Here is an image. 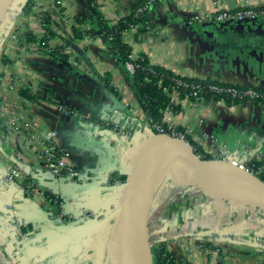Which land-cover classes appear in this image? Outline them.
<instances>
[{
  "label": "crops",
  "instance_id": "obj_1",
  "mask_svg": "<svg viewBox=\"0 0 264 264\" xmlns=\"http://www.w3.org/2000/svg\"><path fill=\"white\" fill-rule=\"evenodd\" d=\"M139 1L100 0L99 8L114 24ZM31 4L29 10L22 9L21 26L13 30L19 40L7 35L1 62L0 254L4 258L0 259L15 264H98L102 256L96 239L107 227L97 233L72 234L55 228L54 217L61 212L74 215L77 222H64L65 226L83 227L111 214L119 192L94 185H112L111 176L118 179L115 184L124 183L134 159L133 145L155 131L132 85L131 71L114 56L109 38L100 33L78 37L76 29L84 32L97 24L86 0H31ZM246 9L264 13V0H154L149 22L130 28L123 38L134 56L144 53L150 62L175 73L264 88V18H217L222 11ZM43 13L52 17L51 25H42ZM78 15L85 22L77 24ZM46 28L51 36L42 43L39 39L47 34ZM31 31L33 39L27 36ZM179 103L172 118L188 130L201 153L264 166V104L189 99ZM27 133L55 136L80 176L49 172L39 152L26 146ZM15 168L21 176L3 183ZM28 184L34 192L27 191ZM52 197L61 203L55 205ZM216 205L221 212L210 213L222 216V221L212 230L201 220L208 209L193 213L194 231L188 234L200 241L201 250L184 245L179 235L163 242L175 264H221V244H229L234 234L232 262L264 264V246L255 243L264 227L253 229L252 221L239 215L254 211L264 219V211L234 204L225 211L222 203ZM85 209L93 217L82 218Z\"/></svg>",
  "mask_w": 264,
  "mask_h": 264
},
{
  "label": "water",
  "instance_id": "obj_2",
  "mask_svg": "<svg viewBox=\"0 0 264 264\" xmlns=\"http://www.w3.org/2000/svg\"><path fill=\"white\" fill-rule=\"evenodd\" d=\"M147 148L134 152L128 177L121 184L94 185L102 190L119 192L115 210L99 221L86 226L52 225L72 234L97 233L108 223L115 231L120 264H154L148 226V186L158 170L177 185L198 187L205 194L234 205H248L264 211V179L245 167L230 161L201 158L184 140L168 134L153 133L141 143Z\"/></svg>",
  "mask_w": 264,
  "mask_h": 264
},
{
  "label": "trees",
  "instance_id": "obj_3",
  "mask_svg": "<svg viewBox=\"0 0 264 264\" xmlns=\"http://www.w3.org/2000/svg\"><path fill=\"white\" fill-rule=\"evenodd\" d=\"M100 0H86L91 6L94 15L97 18V24L93 27L83 30L76 29L78 37L84 34L95 36L96 34H104L109 38L110 47L114 56L123 64L127 65L128 62H133L135 65L134 71L131 72V82L139 93L144 107L149 116L157 122L164 119L163 111L167 107H172L175 111L179 110L183 99L192 101H224L231 104H246L249 101L254 103L264 104V88L253 85L240 86L229 83H222L211 78H197L184 76L175 73L164 66L150 62L148 56L144 53L134 56L132 46L123 38L124 34L132 27H144L150 20L148 14L151 4L154 0H140L134 5L130 13L112 24L107 22L104 15L99 8ZM26 6V10L30 9L31 0ZM264 10V9H263ZM257 11L256 16L264 18V13L261 10ZM44 25H51L52 17L48 13H43ZM233 19V18H228ZM85 18L76 16L75 21L77 24L85 22ZM47 34L39 40L42 43L47 42V36L50 35V30L46 28ZM28 38H35L33 32H27ZM231 89L229 91L228 89ZM222 89V90H220ZM257 92L256 96H252L248 90ZM194 92L197 95H194ZM177 97V98H176ZM176 98V100H175ZM165 134V133H160ZM194 152L202 154L200 149L189 137L187 141ZM205 155V158H211ZM262 164L258 162L250 163L248 166L260 167ZM259 177L264 179L263 174ZM53 200L55 197H52ZM154 264H175L173 254L170 253L165 245L160 244L153 248ZM102 256V255H101Z\"/></svg>",
  "mask_w": 264,
  "mask_h": 264
},
{
  "label": "rangeland",
  "instance_id": "obj_4",
  "mask_svg": "<svg viewBox=\"0 0 264 264\" xmlns=\"http://www.w3.org/2000/svg\"><path fill=\"white\" fill-rule=\"evenodd\" d=\"M29 2L30 0H14L7 11L8 13L4 16L5 18L0 22V71L3 66L1 65V62L5 57L4 53L7 43L6 37L9 34L10 36H12L11 32L15 33L13 30H15L17 26H21L20 23H22L23 19L20 18L19 14H21L24 7L29 5ZM42 25H44V23H42ZM152 135L153 134H147L146 138H149ZM146 148L147 146H142L140 143L133 145V150L136 153H142ZM216 202L222 203V205L220 206H224L223 209L225 211L231 209V204H226V200H217V198L205 194L204 191L199 189L198 187L177 185L174 181H171L166 177L162 186H160L155 191V194H153L149 205L150 208L148 226L150 230V245L152 251L154 247L156 248V246L162 244L164 241L167 244L170 238L174 237L172 239H176V235H179V238L185 236L192 237L188 234V232L192 230L194 231L193 219L195 218L193 213L200 209H205L206 211L208 209V214H205V216L201 220L204 219V221H206L207 228L209 230L214 229V226H216L218 222L222 221V216L216 217L214 214L210 213L211 211L216 212V210L220 208L217 207V205L214 206ZM217 211L220 210L218 209ZM239 215L243 219L252 221L251 226L249 227H252L253 229L259 231L263 229L264 219L257 216L254 211H251V213L248 214H244L242 211H240ZM56 222L59 224V222L61 221ZM68 223L73 224V222ZM106 227V232L104 231L103 234H100V236H98V238L96 239L98 240L96 241V243H98L99 245L97 252L102 255V257L98 260V264H120L121 259L118 255V245L115 242V231L113 230V227L110 223H108ZM196 228H200V226L197 225ZM227 234L231 235L230 233ZM235 237L236 234H234V239L230 240L231 242L229 244H221L224 253L220 252L222 249L219 250V252L221 253V257H219V259H221L222 261L226 260L228 264H234V262H232V258L234 256L233 253H235V248L230 244H235ZM263 237L264 230L262 232V235L258 237L259 239L255 241V243L259 245V247L264 246V241H262ZM249 240L252 241L253 239H248L247 241ZM217 241L219 243H222V240H220L219 237ZM263 252L264 251H261V253ZM3 256L0 254V258L3 259ZM5 262L6 261H2L0 259V264H15L14 261H12V263ZM223 262L221 264H223ZM237 262L238 261H236L235 264H237ZM239 263L240 262H238V264ZM244 264H250V262H246Z\"/></svg>",
  "mask_w": 264,
  "mask_h": 264
},
{
  "label": "built area",
  "instance_id": "obj_5",
  "mask_svg": "<svg viewBox=\"0 0 264 264\" xmlns=\"http://www.w3.org/2000/svg\"><path fill=\"white\" fill-rule=\"evenodd\" d=\"M256 11L252 10V9H246V10H241V11H236V12H231V11H222L221 14H218V19L223 20V19H228V18H237V19H243V18H247V16H253L256 15ZM12 37L18 38V32L17 34L11 32ZM127 68L132 72L134 71L135 65L133 64V62H128V64L126 65ZM222 90V89H220ZM229 91H231V89H228ZM250 94L252 96H256L257 92L250 89L248 90L247 94ZM194 95L196 96L197 93L194 92ZM199 101V100H197ZM164 113V119L161 122H157L154 121L151 117L148 118V123L149 125L152 127L151 129L155 131V133H165L170 135L172 138L175 139H181L184 141H188L189 139V132L187 129L182 128L178 125V123H176L172 116L174 115L175 111L172 107H167L165 108V110L163 111ZM117 128V127H115ZM25 143L26 146L28 147L29 150L31 151H38L39 152V156L42 158V160L44 161V166L45 168L51 172L54 176H58L61 173L65 172L68 175L72 176V177H79L80 176V171L78 170V168L76 166H74L72 163H70L68 160H66V156L68 155L67 152L58 144V141H56L55 136H53L52 134H50L47 137H43L40 138L38 136L32 135V134H26L25 135ZM196 155L198 157H203L205 158V155L202 154H197ZM217 160H230L231 158H222V159H217ZM234 162V161H233ZM237 163V162H235ZM238 164V163H237ZM243 167H245L246 169H248L249 171H252L253 173H255L256 175L259 176V174H263L264 176V166H260V167H255V166H251L249 167L248 165H244V164H239ZM21 176V171L18 168L13 169L10 174L6 175L5 177H3L2 182L3 183H9L11 180L17 178ZM108 182L109 183H118V179L116 177H109L108 178ZM27 191L30 192H34L35 191V187L32 184H28L27 185ZM55 205H59V203H61L60 199L55 198L53 200ZM82 218H91L93 217V213L92 211H90L89 209H85V211H83V215L81 216ZM54 220L56 221H61V222H74L75 220H77V218L73 215H65L63 212L59 213V215L54 217ZM261 236V235H260ZM259 238L257 237V240ZM182 243L185 245V243H188V247L192 250L196 249L201 250L203 245L200 243L199 240L195 239L194 237H182L181 238ZM262 241H264V237L262 239ZM219 247L217 248V251L219 252ZM220 253V252H219Z\"/></svg>",
  "mask_w": 264,
  "mask_h": 264
},
{
  "label": "bare ground",
  "instance_id": "obj_6",
  "mask_svg": "<svg viewBox=\"0 0 264 264\" xmlns=\"http://www.w3.org/2000/svg\"><path fill=\"white\" fill-rule=\"evenodd\" d=\"M14 0H0V22L5 18L4 16L8 13V9ZM9 18V17H8ZM166 173L163 170H158L151 177L150 184L148 186V202L151 201L155 191L162 186L164 179L166 178ZM168 178V177H167Z\"/></svg>",
  "mask_w": 264,
  "mask_h": 264
}]
</instances>
